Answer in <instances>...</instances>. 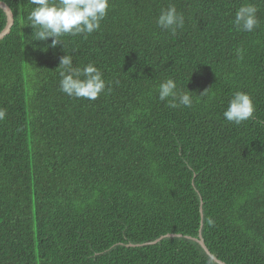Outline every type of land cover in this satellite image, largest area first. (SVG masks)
Here are the masks:
<instances>
[{"label":"trees","instance_id":"1","mask_svg":"<svg viewBox=\"0 0 264 264\" xmlns=\"http://www.w3.org/2000/svg\"><path fill=\"white\" fill-rule=\"evenodd\" d=\"M2 1L0 264H264V0H110L98 31L55 47L35 40L30 0ZM169 3L174 36L155 22ZM243 3L251 32L234 24ZM65 51L111 90L61 92ZM169 77L191 107L158 99ZM237 90L255 105L239 125L223 117ZM199 230L210 254L186 237Z\"/></svg>","mask_w":264,"mask_h":264},{"label":"clouds","instance_id":"2","mask_svg":"<svg viewBox=\"0 0 264 264\" xmlns=\"http://www.w3.org/2000/svg\"><path fill=\"white\" fill-rule=\"evenodd\" d=\"M30 2L34 7L28 14L27 20L35 29V40L43 41L51 37L53 47L63 43L58 39L61 36L83 35L87 38L88 35L98 31L110 7V0H30ZM258 11L256 4H241L235 12V26L242 31H253L259 25ZM155 22L161 30L170 31L174 36L178 29L183 28L185 18L183 13L177 11L174 3H169L166 8H161ZM56 69L59 70L60 91L69 97L94 101L106 89L111 90L110 83L106 82L103 72L94 62L82 67L75 66L73 56L67 53L60 57ZM157 91L158 99L165 102L169 108L192 106L191 91L178 89L177 82L172 77L160 82ZM254 113L255 105L251 95L237 90L229 99L223 117L226 121L239 125L248 120H255ZM6 116L7 110L0 107V121ZM211 223L212 221L209 220V224ZM209 264H212L211 258Z\"/></svg>","mask_w":264,"mask_h":264},{"label":"water","instance_id":"3","mask_svg":"<svg viewBox=\"0 0 264 264\" xmlns=\"http://www.w3.org/2000/svg\"><path fill=\"white\" fill-rule=\"evenodd\" d=\"M0 8L5 12L6 14V18H7V22L5 27L0 31V39L4 38L5 35H7L13 25V12L12 9L10 8V6L5 2L0 0ZM200 212L202 213V209H200ZM172 236H181V234H168L166 237H172ZM187 237V236H186ZM192 238L194 241H196L198 244L202 245L204 250L210 254L209 250L206 247L205 241L204 239H198L196 237H189ZM163 239V238H162ZM159 239H156L155 241H151L149 242V244H154L157 243ZM219 264H226L225 262L219 260V259H215Z\"/></svg>","mask_w":264,"mask_h":264},{"label":"bare ground","instance_id":"4","mask_svg":"<svg viewBox=\"0 0 264 264\" xmlns=\"http://www.w3.org/2000/svg\"><path fill=\"white\" fill-rule=\"evenodd\" d=\"M168 234H173V233H168ZM168 234L162 235V236H160V237L157 238V239L161 240L162 238L166 237ZM172 237H174V236H172ZM189 237H191V236H187V238H189ZM196 238H198V239H203V236H202L201 230H199V232H198V236H197ZM129 245L132 246V244H129Z\"/></svg>","mask_w":264,"mask_h":264}]
</instances>
